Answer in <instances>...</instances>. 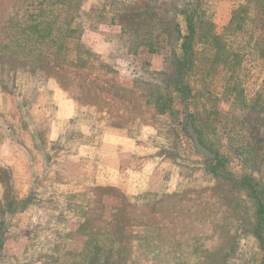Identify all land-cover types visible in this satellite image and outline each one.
<instances>
[{
	"label": "rangeland",
	"instance_id": "374dc122",
	"mask_svg": "<svg viewBox=\"0 0 264 264\" xmlns=\"http://www.w3.org/2000/svg\"><path fill=\"white\" fill-rule=\"evenodd\" d=\"M13 53L0 264H262L264 0H0Z\"/></svg>",
	"mask_w": 264,
	"mask_h": 264
},
{
	"label": "trees",
	"instance_id": "16d2710c",
	"mask_svg": "<svg viewBox=\"0 0 264 264\" xmlns=\"http://www.w3.org/2000/svg\"><path fill=\"white\" fill-rule=\"evenodd\" d=\"M187 18V25H188V34L187 36L183 37V40L181 42V50L183 53V57H184V61H189L190 58V41L192 39V36L194 34L192 25H191V21L189 16L186 15ZM46 41V40H45ZM37 42V41H36ZM25 50L28 49V47H23ZM22 52V51H21ZM10 57V56H9ZM15 54L13 53L11 55V58H13V60H9V62L4 63L3 61H0V69H2V67H7V70H10V68H15L14 64L16 62V59L14 58ZM185 116L186 118H190L189 122L183 123L185 125H183V127H185L188 130V136H190L192 142L194 143V147H195V151L199 152V153H203L205 154V158L208 161V169L211 173L216 172L217 168H219V166L222 163V160L218 154V152L216 150L213 149V147L209 145H207V143L204 141V138L202 137V134L200 132V130H197L196 128L193 127L192 123H193V119L194 117H192L190 114H187V111L185 109ZM189 127V128H188ZM190 129V130H189ZM210 143V142H209ZM211 161V162H210ZM246 177V176H244ZM242 184V186L244 187V189H248L247 191V196L252 197L255 203V221H256V230H264V202L262 201V198L260 196V193L257 191V189L255 188L254 183L251 184L252 180L249 177L246 178H241L240 181ZM258 238V237H257ZM1 237H0V246H1ZM264 244V242H263ZM262 249L264 250V245H262ZM262 264H264V258L262 261Z\"/></svg>",
	"mask_w": 264,
	"mask_h": 264
},
{
	"label": "crops",
	"instance_id": "0c3cea01",
	"mask_svg": "<svg viewBox=\"0 0 264 264\" xmlns=\"http://www.w3.org/2000/svg\"><path fill=\"white\" fill-rule=\"evenodd\" d=\"M197 235H199V234H197ZM171 252H172V254H173V256H174V262H176V263H178V260H179V258H176L175 257V255H178L177 254V251L175 250V252H174V249H171ZM155 255H157V254H155ZM152 256V255H151ZM154 262V261H153ZM150 263V262H149Z\"/></svg>",
	"mask_w": 264,
	"mask_h": 264
}]
</instances>
